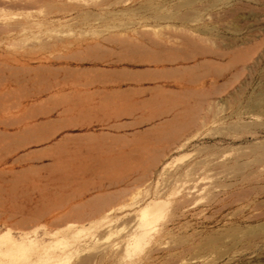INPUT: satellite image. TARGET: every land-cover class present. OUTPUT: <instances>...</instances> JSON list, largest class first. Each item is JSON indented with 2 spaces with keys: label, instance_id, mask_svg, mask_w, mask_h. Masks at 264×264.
Segmentation results:
<instances>
[{
  "label": "rangeland",
  "instance_id": "374dc122",
  "mask_svg": "<svg viewBox=\"0 0 264 264\" xmlns=\"http://www.w3.org/2000/svg\"><path fill=\"white\" fill-rule=\"evenodd\" d=\"M0 123V264H264V0H0Z\"/></svg>",
  "mask_w": 264,
  "mask_h": 264
},
{
  "label": "bare ground",
  "instance_id": "6f19581e",
  "mask_svg": "<svg viewBox=\"0 0 264 264\" xmlns=\"http://www.w3.org/2000/svg\"><path fill=\"white\" fill-rule=\"evenodd\" d=\"M24 105V104H23ZM13 107H15V106H13ZM12 109H14V108H12ZM11 109V110H12ZM6 110V109H5ZM7 110H9V109H7ZM14 111V110H13ZM19 111V110H18ZM9 112V111H8ZM5 113H7V112H5ZM15 114V113H14ZM19 114V113H18ZM12 115V114H11ZM17 115V114H16ZM2 116V115H1ZM22 117V116H21ZM11 118H14V117H12L11 116ZM10 118V120L12 121V119ZM15 119V118H14ZM17 119V118H16ZM19 119V118H18ZM6 121H8V120H6ZM5 120L3 121V122H6ZM18 120H16V122H17ZM3 122H1L2 124H3ZM13 122V121H12ZM12 122H8V123H12ZM22 122V121H21ZM20 122V123H21ZM0 123V124H1ZM18 123V122H17ZM6 125V124H5ZM8 125V124H7ZM16 125H19V123L18 124H16ZM7 129V128H6ZM4 130V129H3ZM9 130V129H8ZM1 132V131H0ZM4 132H5V130H4ZM7 133V132H6ZM147 207L148 206H146V207H144L143 208V210H142V212L144 213V212H146V210H147ZM20 240V239H19ZM34 246H36L37 247V244H36V242H35V240L32 238V237H26V238H24L23 239V241H17L16 239H15V237L12 235V233L11 232H5V233H2L1 235H0V249H1V252H22V251H25V250H27V249H29L30 247H34ZM34 249V248H33ZM38 249L39 250H41V252H42V254H43V256L44 255H46V254H50V252H51V250H52V245H48V246H42V247H40V246H38ZM35 252V251H34ZM2 255H4V253L2 254ZM43 259V258H42ZM40 263L42 264L43 263V261H41L40 260Z\"/></svg>",
  "mask_w": 264,
  "mask_h": 264
}]
</instances>
